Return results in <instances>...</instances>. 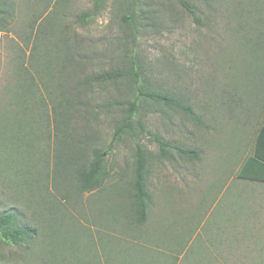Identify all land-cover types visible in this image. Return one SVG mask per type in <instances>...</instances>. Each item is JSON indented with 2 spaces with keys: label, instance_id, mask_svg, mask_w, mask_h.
<instances>
[{
  "label": "rangeland",
  "instance_id": "rangeland-1",
  "mask_svg": "<svg viewBox=\"0 0 264 264\" xmlns=\"http://www.w3.org/2000/svg\"><path fill=\"white\" fill-rule=\"evenodd\" d=\"M96 1L15 0V19L0 31V208L16 207L38 229L28 244L0 236V264H264V185L236 176L264 119V0H189L199 21L176 0H103L83 22ZM133 6L139 21L130 31L125 17ZM39 26L50 37L52 95L77 87L74 64L62 69L57 45L75 48L80 75L128 65L134 51L144 84L190 104L198 119L144 98L138 117L146 130L137 125L112 143L122 110L108 103L132 99L133 81L80 88L79 104L87 101L90 114L72 125L89 134L88 146L111 148L103 155L106 174L100 188L84 192L68 168L54 181L55 103L32 49ZM25 68L37 83L35 100L23 93ZM155 136L171 145L167 156ZM137 143L148 156L144 225L127 213ZM21 152L35 158L31 169L41 180Z\"/></svg>",
  "mask_w": 264,
  "mask_h": 264
},
{
  "label": "trees",
  "instance_id": "trees-1",
  "mask_svg": "<svg viewBox=\"0 0 264 264\" xmlns=\"http://www.w3.org/2000/svg\"><path fill=\"white\" fill-rule=\"evenodd\" d=\"M101 1L97 0L95 2L94 11H85L82 13L80 18L83 22L89 21L92 17H95L98 13V10L101 6ZM179 2L193 17L196 21H199V16L197 15V9L193 7L191 1L189 0H176ZM137 0H132V5H135ZM241 2V1H240ZM240 2L235 6V11L240 9ZM132 10V6H131ZM141 17L146 16L143 12H140ZM147 17V16H146ZM126 22L130 24V31L136 30V23L139 21L135 7L133 6V12L126 14ZM15 19V0H0V31H4L9 28L12 22ZM33 27H31L32 30ZM30 30L29 35L32 31ZM47 27L39 26L35 33V38L40 40L33 45V50L36 49V57L38 58V68H35V72L47 75L49 83L41 77V82L43 83L45 90L48 93L49 100L53 102L54 108L52 111L53 119L55 120L56 129H55V159H54V170H53V179L57 180L58 177L64 175L65 170L68 168L73 174L76 185L78 189L82 192L90 191L93 189H98L103 182V177L106 174L104 168V153L111 151V148H108L106 151H101L97 147L88 146L91 144L92 139L89 134L85 136L86 131L76 132L75 121L72 125L74 119L77 116L88 121L87 113L89 112L88 102L82 101L81 105L79 104L81 98L77 96L79 89L83 91L86 88H89L90 85L94 83H105V82H117L126 78H129L133 81V98L125 101H114L109 102L108 104L115 108H120L122 110L121 117L119 121L116 122V127L113 132L112 143L122 137L125 133H130L134 135L137 125L142 129L146 130L142 122V118L138 117V112L144 103L143 99L152 101L154 104H160L167 107H176L182 109L189 117L192 119H198V115L193 109V107L176 96L171 95L167 92H162L150 86L145 85L141 76V64L137 60L134 51H132L128 56L130 60L128 65L124 63L123 67L112 68L100 72H92L90 74L80 75L77 66L79 68V63L76 60L77 54L72 51L71 46L62 50V46L57 45L56 50L60 53H64V65L62 69H67L69 61H72L74 64L77 76V87L75 85L74 91L70 96L69 92H63L60 89V93L57 95L51 89V77H54V74L51 70L52 59L49 58V55H46L50 51L49 43L50 37L47 32ZM124 39H128V33H124ZM84 54L82 55L83 58ZM77 62V65L76 63ZM121 61H119L120 63ZM81 63V61H80ZM128 66V68H125ZM23 70V68H22ZM21 72V70H20ZM23 73V71H22ZM23 81L27 84L26 90L23 92L25 96L30 97L31 100H35L36 92H34L33 87H36L37 83L33 76L31 75L28 68H25L24 75L21 76ZM59 85V84H58ZM65 88V87H63ZM77 90V91H76ZM53 91V92H52ZM80 93V92H79ZM39 104H45L47 102L46 97L40 93L39 99L37 102ZM80 107V108H79ZM90 112L88 113V115ZM19 114L17 115V117ZM82 134V135H81ZM156 141L161 146L163 154L167 156L166 146H171L164 138L160 136H155ZM178 152L183 156L188 157H197L198 150L195 148H185L182 146H175ZM25 152L18 154V157L24 158ZM136 165L134 169V176L131 182V188L129 190V210L127 213H130L135 219L136 223L139 225H144L148 219V209L151 200V193L148 188L147 183V165H148V156L146 150L137 143L136 147ZM3 157V155H2ZM28 158V157H27ZM35 158L32 155H29V160H26L28 163V168L30 172H33L36 180H41L43 174L41 171H32L31 166L34 163ZM4 160V157H3ZM38 175V177H37ZM237 178L243 181L245 184H260L264 185V119L261 122L254 139L253 150L249 153L241 162L237 173ZM28 182L31 183V179L28 178ZM27 184V189L29 186ZM38 234V229L36 226L27 223L23 219V214L16 207L2 209L0 208V236L2 240L6 243L20 245L24 243H30ZM13 264V263H12ZM18 264V263H14ZM112 264V263H111Z\"/></svg>",
  "mask_w": 264,
  "mask_h": 264
}]
</instances>
